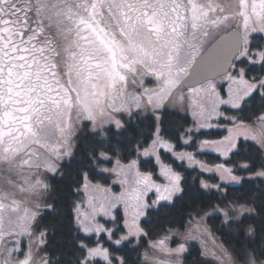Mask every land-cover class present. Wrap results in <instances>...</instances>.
Returning <instances> with one entry per match:
<instances>
[{
    "label": "snow or ice",
    "instance_id": "6c2138e0",
    "mask_svg": "<svg viewBox=\"0 0 264 264\" xmlns=\"http://www.w3.org/2000/svg\"><path fill=\"white\" fill-rule=\"evenodd\" d=\"M0 264H264V0H0Z\"/></svg>",
    "mask_w": 264,
    "mask_h": 264
},
{
    "label": "trees",
    "instance_id": "16d2710c",
    "mask_svg": "<svg viewBox=\"0 0 264 264\" xmlns=\"http://www.w3.org/2000/svg\"><path fill=\"white\" fill-rule=\"evenodd\" d=\"M213 132L214 133H217L218 131H213ZM218 134L219 135H222L223 132L222 131H219ZM201 157L205 158V160H207L209 162H212L215 159V154L209 153V154L204 155V156H201ZM173 219L175 220L174 227H177V228H181L182 225H186V223H187L186 217L185 218H182V210L180 209L179 206H177V209L174 212ZM216 223H217L216 221H211L210 222V226L211 225H215ZM181 230H182V228H181ZM198 246L199 245H197V247ZM141 251H142V249H141Z\"/></svg>",
    "mask_w": 264,
    "mask_h": 264
},
{
    "label": "rangeland",
    "instance_id": "374dc122",
    "mask_svg": "<svg viewBox=\"0 0 264 264\" xmlns=\"http://www.w3.org/2000/svg\"><path fill=\"white\" fill-rule=\"evenodd\" d=\"M213 131H218V130H213ZM224 134V133H223ZM199 138H203V137H199ZM214 154V153H213ZM201 159H205L203 157H200ZM117 191H119V187L117 186L116 189ZM183 230V229H182ZM211 242V238H209V243Z\"/></svg>",
    "mask_w": 264,
    "mask_h": 264
}]
</instances>
